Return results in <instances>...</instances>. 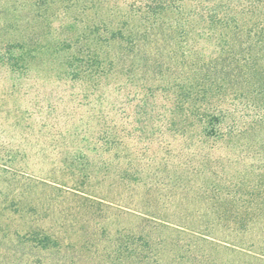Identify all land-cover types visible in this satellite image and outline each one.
Returning <instances> with one entry per match:
<instances>
[{
    "label": "trees",
    "instance_id": "16d2710c",
    "mask_svg": "<svg viewBox=\"0 0 264 264\" xmlns=\"http://www.w3.org/2000/svg\"><path fill=\"white\" fill-rule=\"evenodd\" d=\"M45 8L43 69L51 84L81 82L105 94L115 80L144 105L162 99L152 108L162 120L177 112L171 124L179 132L200 127L216 138L235 103L247 99L264 112V0H45ZM3 46L0 62L15 73L24 64L29 75L41 49L33 55L24 38ZM104 132L61 133L72 145L44 177L0 153V173L17 180L14 190L35 192L31 226L17 233L35 264H264L262 181L241 207L212 211L208 224L186 223L206 214L131 209L108 195V161L91 157L109 151Z\"/></svg>",
    "mask_w": 264,
    "mask_h": 264
},
{
    "label": "rangeland",
    "instance_id": "374dc122",
    "mask_svg": "<svg viewBox=\"0 0 264 264\" xmlns=\"http://www.w3.org/2000/svg\"><path fill=\"white\" fill-rule=\"evenodd\" d=\"M47 25L45 0H0V28L5 29L0 32V60L9 41L26 39L33 55L36 47L41 49L29 75L21 68L24 64L15 73L0 62L1 159L17 155L14 165L44 177L46 167L61 161L67 145H72L61 133L85 131L100 137L105 131L112 141L109 151L91 157L110 164L108 195L139 211L206 214L184 221L188 225L210 223L212 211L241 207L260 181L264 192V112L248 105L247 99L235 103L236 111L220 131L224 137L216 138L210 128V136L200 127L179 132L171 124L177 112H168L162 120L152 108L162 99L144 105L129 96L128 88L120 91L115 80L104 88L105 94L81 82L51 84L43 69ZM50 105L55 109H48ZM20 151L26 156L20 157ZM0 176V264H35L29 244L17 238L31 226L29 204L35 192L22 196L14 190L13 176ZM100 180L92 184V191Z\"/></svg>",
    "mask_w": 264,
    "mask_h": 264
}]
</instances>
